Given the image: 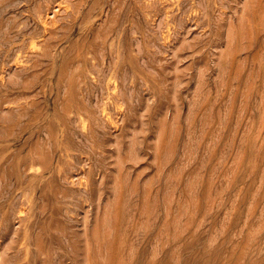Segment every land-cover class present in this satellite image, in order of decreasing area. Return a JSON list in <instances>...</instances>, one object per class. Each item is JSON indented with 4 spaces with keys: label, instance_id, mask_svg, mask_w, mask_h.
Instances as JSON below:
<instances>
[{
    "label": "rangeland",
    "instance_id": "374dc122",
    "mask_svg": "<svg viewBox=\"0 0 264 264\" xmlns=\"http://www.w3.org/2000/svg\"><path fill=\"white\" fill-rule=\"evenodd\" d=\"M0 264H264V0H0Z\"/></svg>",
    "mask_w": 264,
    "mask_h": 264
}]
</instances>
